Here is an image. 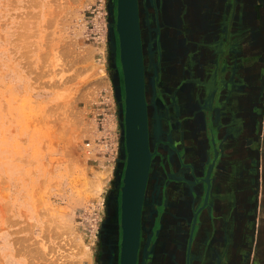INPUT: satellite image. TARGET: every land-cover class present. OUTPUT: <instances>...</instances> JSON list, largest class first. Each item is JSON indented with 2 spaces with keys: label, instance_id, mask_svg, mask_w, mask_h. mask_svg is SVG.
<instances>
[{
  "label": "rangeland",
  "instance_id": "1",
  "mask_svg": "<svg viewBox=\"0 0 264 264\" xmlns=\"http://www.w3.org/2000/svg\"><path fill=\"white\" fill-rule=\"evenodd\" d=\"M113 3L0 0V264L116 259L124 151ZM190 193L178 196L183 218L200 196Z\"/></svg>",
  "mask_w": 264,
  "mask_h": 264
},
{
  "label": "flooded vegetation",
  "instance_id": "2",
  "mask_svg": "<svg viewBox=\"0 0 264 264\" xmlns=\"http://www.w3.org/2000/svg\"><path fill=\"white\" fill-rule=\"evenodd\" d=\"M161 1L136 0L143 70L147 146L150 158L140 205L138 243L134 264H161V262L165 264L166 260L164 261V258L168 255L166 250L170 240L173 242L178 240L175 245V264H196V255L193 250V235L196 220L192 230L190 246L187 250L190 224L193 214L206 205H203L202 202V188L203 190L205 188L202 179L206 175L211 160H215L217 150L214 145V140L210 138L208 159L204 163V172L200 176L197 175V171L190 165L191 162L186 163L184 161L183 153L185 148L182 143V133L177 128L179 112L177 111L173 97L167 93V88L172 83L179 87L185 81L181 78L183 66L181 64H174L172 67L174 71L173 78L168 79L170 78L166 72V68L168 67H163L161 55V35L164 34L162 31L166 27L164 25V13L162 12ZM176 1L178 3L177 16L179 17L177 18L179 21H182L179 26L180 30H182L188 27L185 16L189 12L191 0ZM207 6L210 7L209 31L206 30L204 34L203 30L202 34L198 36V33L195 32L193 37L190 36L192 34L189 35L187 33V35L190 37L191 42L195 40L199 43L204 40V42H213L212 46L214 47L211 50L208 49L207 52L200 53L202 47L198 45L194 46L193 44L190 48L192 58L187 61L188 64L184 69L185 72L188 70L190 74H196L198 69L208 70L209 72V70H213L215 61L217 67L216 73L221 72L223 66L224 72L229 75L230 80L233 82L238 81V78L241 77L243 85L245 86L244 89L255 99L252 103L255 108H258L255 115H259V140L258 143L251 144L250 149L251 151H259L257 154L252 152L253 154L249 156V170L252 174H256L255 178L257 180L254 178L252 181L258 182V185L263 189L264 0H208V5L205 4V7ZM139 7L141 8L140 11ZM182 35L188 38L184 31ZM198 54L200 56L197 58ZM245 76L246 79H244ZM120 81L121 73L119 75V84L121 87ZM186 81L192 82L191 85L196 84V81L192 79H187ZM190 101H193V98ZM213 117L211 124L214 128L218 117ZM257 122L256 127L258 126ZM211 131L213 129L210 126L208 127V136L210 137L212 135ZM213 165L209 172V184ZM118 166L120 167L117 170V177L114 181L115 185H117L114 210L116 222L113 228V230L115 229V235L111 232L115 240L112 245L115 247L113 256H116V259L113 261L112 258L110 264H119L120 259V188L122 186L125 166V153L123 159L121 161L118 160ZM192 188L200 196L197 195L194 201L190 199L188 218H183L179 214L180 208L184 207L185 203L179 200L178 196L186 192H189L191 195ZM183 198L185 200V197ZM182 222L187 223V228L184 229L185 231L183 230V233L178 234V232L176 233L175 230H172L173 225L181 224ZM183 234L185 240L181 243L179 241V235ZM108 250L110 252L111 245L108 246ZM243 255L240 258V264H255L252 259L248 263V252H245ZM159 256L163 257V259L160 260Z\"/></svg>",
  "mask_w": 264,
  "mask_h": 264
},
{
  "label": "crops",
  "instance_id": "3",
  "mask_svg": "<svg viewBox=\"0 0 264 264\" xmlns=\"http://www.w3.org/2000/svg\"><path fill=\"white\" fill-rule=\"evenodd\" d=\"M161 2L166 26L161 35V55L163 67H168V79L173 78L174 64L183 66L181 78L185 81L179 87L170 83L167 93L173 97L179 112L177 128L182 133L184 161L191 162L200 176L208 159L210 138L217 150L207 202L196 216L193 235L196 264H240L245 252H248V263L252 259L255 264H264V188L252 181L256 174L249 170V156L259 151L250 149V145L259 140V115H255L258 108L252 103L255 99L244 89L241 77L240 81L233 82L223 66L221 72L216 73L215 61L212 71L185 72L187 61L192 58L193 44L202 47L200 53L214 47L213 42L204 40L191 42L187 35L193 37L195 32L198 36L203 30L204 34L209 31L210 7H205L208 0H191L185 16L188 27L182 30L177 1ZM183 31L188 38L182 35ZM187 79L196 84L191 85ZM213 116L218 117L214 128ZM210 126L211 137L208 136Z\"/></svg>",
  "mask_w": 264,
  "mask_h": 264
},
{
  "label": "water",
  "instance_id": "4",
  "mask_svg": "<svg viewBox=\"0 0 264 264\" xmlns=\"http://www.w3.org/2000/svg\"><path fill=\"white\" fill-rule=\"evenodd\" d=\"M114 32L121 73L122 147L125 166L120 188V259L119 264H134L138 243L140 205L150 153L147 146L146 111L143 95V70L140 50L136 0H114ZM211 160L204 183L203 205L207 202ZM204 191V192H203ZM202 195V194H201ZM199 210V209H198ZM198 210L193 214L187 250Z\"/></svg>",
  "mask_w": 264,
  "mask_h": 264
},
{
  "label": "built area",
  "instance_id": "5",
  "mask_svg": "<svg viewBox=\"0 0 264 264\" xmlns=\"http://www.w3.org/2000/svg\"><path fill=\"white\" fill-rule=\"evenodd\" d=\"M89 146V144L85 143L84 144V148H87Z\"/></svg>",
  "mask_w": 264,
  "mask_h": 264
}]
</instances>
